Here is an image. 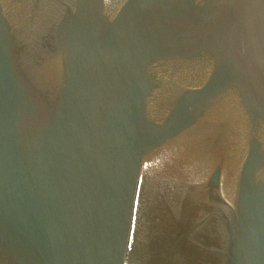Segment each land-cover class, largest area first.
I'll return each instance as SVG.
<instances>
[{"label": "water", "instance_id": "95a60500", "mask_svg": "<svg viewBox=\"0 0 264 264\" xmlns=\"http://www.w3.org/2000/svg\"><path fill=\"white\" fill-rule=\"evenodd\" d=\"M0 264H264V0H0Z\"/></svg>", "mask_w": 264, "mask_h": 264}]
</instances>
